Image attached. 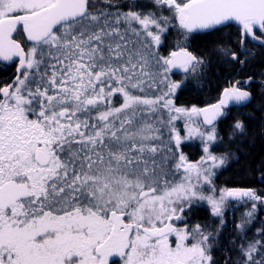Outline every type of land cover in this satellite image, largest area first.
<instances>
[{
    "label": "snow or ice",
    "instance_id": "6c2138e0",
    "mask_svg": "<svg viewBox=\"0 0 264 264\" xmlns=\"http://www.w3.org/2000/svg\"><path fill=\"white\" fill-rule=\"evenodd\" d=\"M233 25L218 51L243 67L249 44L264 48V0H0V62L15 64L0 84V264H218L230 200L251 206L224 264H264V194L212 179L228 162L213 151L217 121L251 102L252 77L204 107L175 101L206 70L191 35ZM193 139L196 161L183 151ZM204 203L213 231L191 215Z\"/></svg>",
    "mask_w": 264,
    "mask_h": 264
},
{
    "label": "trees",
    "instance_id": "16d2710c",
    "mask_svg": "<svg viewBox=\"0 0 264 264\" xmlns=\"http://www.w3.org/2000/svg\"><path fill=\"white\" fill-rule=\"evenodd\" d=\"M135 2L151 7V0H135ZM121 3L126 5L129 0H121ZM235 33L236 28L233 25L232 27L223 28L219 32L206 30L191 35L189 50L204 58L206 70L203 76H197L195 79L189 80L186 86L177 90L175 98L178 106L191 107L195 105L204 107L207 104L216 102L221 89L228 86L231 80H245L252 77L253 82L247 85V88L253 93V98L251 103L245 106V115H242L244 116L242 121L245 124V132H237L231 139L229 138L234 123L232 115L237 114L235 111L226 110L228 114L221 117L217 122V130L222 140L218 139L213 151L217 154L228 155L226 165H230V168H227V173L223 178L224 182L228 184H232L235 179L245 178L244 175L247 173L254 174L252 165L258 161H264V104H256L258 106L254 111L252 105L254 104L252 101H260V103L264 101V96L261 95L259 87V81L264 75V48L256 44H249V47L257 54L246 62L243 67L225 60L219 53L218 47L231 43V38L235 36ZM175 39L176 36L173 31L167 40L169 48L174 44ZM14 75L13 66L3 65L0 62V84L9 82ZM183 76L182 72L177 71L172 79L181 80ZM183 151L191 161L199 160L200 156L203 155L202 144L199 139L186 141ZM235 153L238 156L237 161L234 160ZM241 166L243 167L241 168ZM202 217H204V212L200 209L192 215L193 220L198 223L201 222L200 218Z\"/></svg>",
    "mask_w": 264,
    "mask_h": 264
},
{
    "label": "flooded vegetation",
    "instance_id": "af4514ba",
    "mask_svg": "<svg viewBox=\"0 0 264 264\" xmlns=\"http://www.w3.org/2000/svg\"><path fill=\"white\" fill-rule=\"evenodd\" d=\"M3 65H7V64H3ZM8 66H13V69L15 70V64L14 63L8 64ZM248 90H250V89L248 88ZM249 103H251V102H249ZM252 103H254V104H252L253 105V111H254V109L258 106L256 104H264V101L262 103H260V101H252ZM244 109H245V106H236L233 104V105H230L229 108L226 110H232V111H235L237 113L236 115H232L233 120L235 122V120H237V119H239L241 121L244 119V116H242V115H245L244 112L246 110H244ZM237 157L238 156L235 153V157H234L235 161L238 160ZM237 165H239V164H237ZM229 166L230 165H225L222 168L217 169L215 172V175L212 177L214 187L217 190L222 189V188H253L257 191V193L264 194V178H262L260 170H259L261 168H264V161L263 162L258 161V162H256V164L252 165L253 166L252 171L254 174L250 175L247 173L244 175L245 178L235 179L232 184H228V183L224 182V179H223L224 175H226V173H227V168H230ZM238 167H240V165ZM242 167L243 166H241V168ZM233 206H235V207H233ZM250 206H251L250 203L242 205L238 201L230 200L228 202V205L226 206V210H225V219H226L227 223H226L225 228L221 231L220 236L218 237V239L220 241V245L213 247V249H212L213 257L216 261H218V264H224L225 253L223 252L222 249L228 245L229 238L232 235H234V233L232 232V229L234 227L233 222L234 221L238 222L237 218L239 217L240 213L245 211L246 208H249ZM261 208H264V206L258 205L257 226H259L260 223H264V210H260ZM198 209H200L204 212V217L200 218L201 219L200 223L201 224H208L210 226L209 231H213L214 230L213 226L217 224L218 219L211 215L209 206L206 203L194 206L191 215H194L195 211Z\"/></svg>",
    "mask_w": 264,
    "mask_h": 264
},
{
    "label": "water",
    "instance_id": "95a60500",
    "mask_svg": "<svg viewBox=\"0 0 264 264\" xmlns=\"http://www.w3.org/2000/svg\"><path fill=\"white\" fill-rule=\"evenodd\" d=\"M1 63H3V64H7V65H8V64H11V62H1Z\"/></svg>",
    "mask_w": 264,
    "mask_h": 264
}]
</instances>
